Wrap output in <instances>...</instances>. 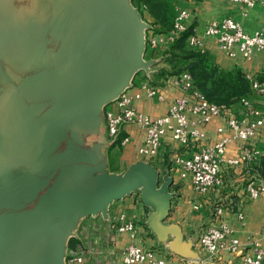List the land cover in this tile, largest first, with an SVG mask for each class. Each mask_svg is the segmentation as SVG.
I'll use <instances>...</instances> for the list:
<instances>
[{"label":"crops","instance_id":"obj_1","mask_svg":"<svg viewBox=\"0 0 264 264\" xmlns=\"http://www.w3.org/2000/svg\"><path fill=\"white\" fill-rule=\"evenodd\" d=\"M178 2L189 10L188 24L204 41L209 62L224 69L238 68L244 74L264 78V53L257 52L248 60L239 54L230 57L218 46L215 38L206 37L203 33L209 21L226 15L252 33L264 26L263 3L242 8L229 0ZM132 6L136 9L135 26L137 31L140 29L142 38L148 24L157 29L147 11L142 14ZM67 42L62 34L46 58L23 73H18L9 61L10 67L6 72L0 65L1 72L7 73V78L15 79L16 89L12 93L16 98L19 117L23 119L22 123L16 124L19 141L37 167L43 168L42 175H34L35 182L47 184L74 161L88 160L76 179L85 184L97 176L118 175L140 161L150 164L156 171L147 201L141 192L133 189L111 201L104 214L96 218L78 216L67 208L60 209L63 213L55 215V222L62 229L66 228V221L62 219V215L66 214L64 211H69L72 216L69 226H73L76 220L80 224L82 218L89 226L92 225L90 245L97 252L82 264H95V260L101 264H124L122 251L130 243L153 250L158 257L166 258L167 264H186L190 259L206 260L207 254L200 247L199 235L207 226L216 225L218 221L230 224L233 235L242 241L248 236L259 237L264 248V238L260 237L264 229V196L255 199L248 197L243 187L246 171L224 165L221 170L225 186L199 194L193 189L189 173L175 161L177 155L188 154L191 148L179 146L169 134L165 135L157 155L151 159H146L137 151L144 132L134 124L126 125L117 139H110L105 113L110 109L115 110L116 105L113 99L100 102L101 99L122 87L133 94L143 82L149 80L159 87L165 99L159 101L156 97L143 95L134 101V105L143 113L157 116L165 113L172 100L179 95V89L172 84L173 73H170L169 64L159 61L166 59V52L161 49L146 50L143 40L139 43L138 39L136 46L125 50L118 58L110 59L87 52L89 46L82 42L80 56L83 60H79L71 54ZM144 63L147 65L139 66ZM0 94L5 96V101L0 105V118H5L10 114L6 86L0 85ZM250 98L264 111V94L252 93ZM79 107L81 109H77ZM67 112L69 114H63ZM220 122V119H214L205 126L209 137L217 136L215 129ZM123 136H129V141L122 143ZM255 140L260 150L258 164L264 169V130L257 133ZM235 151L233 144L230 152L234 154ZM216 204L224 208L218 217L215 214ZM237 210H242L244 214V225L237 220ZM121 214L134 221L135 232L133 235L129 232L118 233L115 239L109 241L106 237L109 225L104 227L101 223L108 224ZM61 255L64 258L65 254L61 252ZM235 260L231 254L223 251L208 263L233 264Z\"/></svg>","mask_w":264,"mask_h":264},{"label":"water","instance_id":"obj_2","mask_svg":"<svg viewBox=\"0 0 264 264\" xmlns=\"http://www.w3.org/2000/svg\"><path fill=\"white\" fill-rule=\"evenodd\" d=\"M135 10L130 0H0V44L18 73L43 61L62 34L79 60L83 43L89 46L87 52L116 59L143 40L135 26ZM0 80L3 84L10 80L1 69ZM124 89L100 102L114 99ZM12 91L7 88V95L12 94L7 98L11 115L0 118V264H62L67 229L55 222V215L63 213L60 209L78 216L106 211L111 201L137 186L147 201L156 171L140 161L118 175L97 176L85 184L76 179L88 160L74 161L42 189L37 187L30 171L34 159L17 136L16 124L23 119ZM4 101L0 94V105ZM7 225L17 229L4 236Z\"/></svg>","mask_w":264,"mask_h":264},{"label":"built area","instance_id":"obj_3","mask_svg":"<svg viewBox=\"0 0 264 264\" xmlns=\"http://www.w3.org/2000/svg\"><path fill=\"white\" fill-rule=\"evenodd\" d=\"M239 4L242 8H250L264 0H229ZM190 12L187 8L176 5L171 27L164 32H156L148 24L143 36L144 48H168L181 33L189 27ZM206 37H213L218 46L228 56L239 54L243 59H251L257 52L264 53V26L254 32H247L241 24L231 16H223L209 21L204 29ZM187 44L201 52H205L202 38L194 31L187 36ZM250 82L251 92L257 95L264 94V78L245 74ZM172 84L179 89L170 103L167 111L161 115L151 116L143 113L134 105L136 99L143 95L156 97L159 101L165 99L159 87L149 80L143 82L138 91L133 94L121 91L114 99L116 109L105 113L106 128L110 139L119 137L128 124L140 127L144 132L137 151L146 159L157 155L165 135L181 147H190L188 154L180 153L175 157L184 171L189 173L193 189L204 194L219 190L225 186L222 166L226 168L244 170L247 178L244 189L249 198L255 199L264 196V169L260 168V150L256 147L257 133L264 130V111L261 110L250 97H242L232 105L216 103L206 98L199 90L188 70L172 75ZM214 119L221 122L216 126V137H209L205 126ZM129 141V136L121 138L122 143ZM235 144V153L231 154V145ZM223 205H215V214L218 217L223 211ZM237 220L244 225L245 219L242 210L236 211ZM100 226L99 224H97ZM100 228V227H97ZM87 226L79 230L83 239L71 249L69 260L73 263L84 262L92 258L97 252L90 245L92 236H89ZM135 232V223L132 219L119 215L113 220L106 231L109 241L115 239L116 234ZM264 238V229L260 232ZM200 247L206 252V260L190 259L186 264H207L223 251L231 254L235 260L233 264H264V248L259 237H247L245 241L233 235V228L224 221L216 225L207 226L199 235ZM124 264H167L164 257H158L151 249L130 243L122 251ZM95 264H101L95 260Z\"/></svg>","mask_w":264,"mask_h":264},{"label":"trees","instance_id":"obj_4","mask_svg":"<svg viewBox=\"0 0 264 264\" xmlns=\"http://www.w3.org/2000/svg\"><path fill=\"white\" fill-rule=\"evenodd\" d=\"M142 14L147 11L159 31L164 32L172 25L175 12L174 0H130ZM193 32L189 26L181 33L166 51L168 62L174 66L179 59L185 62L178 69L171 68L170 73L178 74L188 70L195 86L201 90L206 98L216 103L232 105L242 97H250L251 87L245 74L238 68L220 70L219 66L209 62L206 52H201L187 44V36ZM178 67V66H177ZM264 167V160H262ZM73 240L71 241V245Z\"/></svg>","mask_w":264,"mask_h":264},{"label":"rangeland","instance_id":"obj_5","mask_svg":"<svg viewBox=\"0 0 264 264\" xmlns=\"http://www.w3.org/2000/svg\"><path fill=\"white\" fill-rule=\"evenodd\" d=\"M131 2V1H130ZM176 5H180V3L178 2V0H174V3H173V6L175 7ZM157 29H158V27H157ZM156 28H155V30H156V32H161V31H159V30H157ZM174 42V41H173ZM172 42V43H173ZM171 43V44H172ZM170 44V45H171ZM169 45V46H170ZM169 46H168V48H169ZM190 47V46H189ZM168 48H163V47H156V49H161V51H164V52H166L167 51V49ZM166 57V56H165ZM160 62H166L167 64H169V67L170 68H172L173 69V66H174V64L173 63H170V62H168V60L167 59H160L159 60ZM9 62H8V60H7V58H6V56H5V54H4V52H3V48H2V46H1V44H0V65L5 69V71L4 72H6V70H8L9 69V67H10V64H8ZM173 65V66H172ZM181 65H185V62L184 61H182V60H180L179 59V64H177V66H174V68H180L181 67ZM1 68V67H0ZM220 68V70H223L224 68H222V67H219ZM233 69V68H232ZM226 70H229V69H226ZM14 76H15V74H14ZM1 81V80H0ZM14 82H15V79L13 80L12 78H11V80H8V81H5L4 82V84L3 83H0V85H3V86H6L8 89H12V90H15L16 89V86H15V84H14ZM9 96H10V93H9ZM12 99V98H11ZM15 116H16V114H15ZM17 117V116H16ZM16 117H15V119H16ZM15 121V120H14ZM16 122V121H15ZM30 164H32L31 163V160H30ZM44 170H52V169H44ZM30 171H31V173L32 174H34V175H36V176H40V175H42V171H43V168H39V167H37V165H36V162H35V160H34V163L32 164V166H30ZM44 186V184L43 183H38V185H37V187H39V188H41L42 189V187ZM134 191H136V192H141V187H139V189L136 187V188H134ZM66 212V215H64L63 216V219H64V221H66V228L65 229H67V236H66V239H65V241H64V244H63V246H62V254H65V256H64V258H62V264H82V262L81 263H73V262H71L70 260H69V253H70V251H71V249H73V248H75V246L76 245H78V243L80 242V239H83L82 238V235L80 234V232H79V230L82 228V226H87L89 229H88V231H89V236L91 237L92 236V230H93V228L92 227H90V226H92V225H88L87 223H86V221L85 220H83L84 218H82V221L80 222V224L78 223V221L76 220V222H75V224L73 225V226H69L68 224H69V222L72 220V216L69 214L70 212L69 211H65ZM104 212L105 211H99V212H97V213H94V214H88L86 217L87 218H96L98 215H103L104 214ZM102 222V221H101ZM109 223L108 224H104L103 222L101 223V224H103V226L104 227H107L112 221H108ZM100 225V224H99ZM69 226V227H68ZM15 229H17L16 227H14V226H10V225H7V230L5 231V232H3V235L4 236H6V234L8 233V232H10V231H12V230H15ZM73 240V243H72V245H71V241ZM63 256V255H62Z\"/></svg>","mask_w":264,"mask_h":264}]
</instances>
